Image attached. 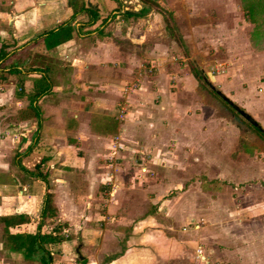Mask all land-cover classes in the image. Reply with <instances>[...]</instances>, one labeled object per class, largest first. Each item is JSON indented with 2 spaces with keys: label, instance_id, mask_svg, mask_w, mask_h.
<instances>
[{
  "label": "crops",
  "instance_id": "1",
  "mask_svg": "<svg viewBox=\"0 0 264 264\" xmlns=\"http://www.w3.org/2000/svg\"><path fill=\"white\" fill-rule=\"evenodd\" d=\"M77 3L0 0V52L6 53L0 56V264H23L20 252L3 249V215L25 213L33 220L46 192L58 220L80 230L81 250L88 251L80 263L177 264L170 255L184 246L182 239L138 234L126 225L128 214L105 235L109 223H88L84 214L98 212L101 191L120 174L108 166H126L116 158L128 155L139 166L151 153L148 160L154 157L164 172L186 164L188 154L196 180L211 174L219 183L236 176L254 181L258 173L263 178L264 21L259 28L258 0ZM155 8L168 12L170 21ZM68 22L71 38L47 48L45 35ZM147 61L157 73L150 80L134 77ZM134 79L136 90L124 93ZM120 101L129 104L123 121ZM117 133L123 146L112 150ZM147 179L146 189L158 196L165 181L159 177L150 185ZM179 179L175 174L171 182ZM189 206L197 215L198 208L191 202L184 208ZM146 215L152 218L147 212L138 222L149 221ZM104 244L119 249L102 251L98 259ZM70 258L63 254L54 264H76Z\"/></svg>",
  "mask_w": 264,
  "mask_h": 264
},
{
  "label": "rangeland",
  "instance_id": "2",
  "mask_svg": "<svg viewBox=\"0 0 264 264\" xmlns=\"http://www.w3.org/2000/svg\"><path fill=\"white\" fill-rule=\"evenodd\" d=\"M74 2L75 8H78L79 4L77 2L80 3V0H74ZM155 10L162 14L164 19L166 16L168 20L170 19L168 12L165 13L161 8H155ZM176 59L181 61L183 57L176 56ZM153 65H156V63H153ZM157 68L156 66L151 67L149 61H147L140 66V71H137L134 77L141 79L144 75L150 80L157 73ZM214 71H216V68H214ZM138 82L136 79L133 82H129L130 84H127L129 88L127 89L132 87L131 91L136 90ZM124 88L126 86H123L122 91L128 93ZM120 109L124 113L120 115L118 111L117 117L118 120L123 121L129 111L128 102L120 101L118 110ZM261 131L264 132V130ZM261 139H264V135L261 137L258 132V143L260 144L262 143ZM122 142L120 135L118 133L115 134L110 143L112 150H116L119 144V147H122ZM150 155L151 153L145 154L146 160L139 166L135 165L134 160L129 158V155L125 160L120 159V157L116 158L120 163L121 161H128L126 166L113 164L116 161H113L112 165L108 166L111 174H120H118L117 178H113L112 187L101 191L102 201L96 206L98 212L90 211V213L84 214L85 221L91 223L96 220L109 223L110 225L108 224L104 227L106 235L112 232L109 227H114V220L120 219L119 221H121V216L128 214L129 216L125 217L126 225L135 226V231H138V234L144 230L148 234L151 233V239L158 238L162 240L167 238L168 241H179L182 239L185 247L179 245L178 247L181 248H177L176 253H171L170 255L174 256L173 260L176 257L179 259L177 264H264V176L260 178L258 173V178L254 181H241L242 179L236 176V178L232 177L230 182L219 183L212 179L210 180L213 177L211 174L208 177L209 180L200 177L198 181L195 179L196 174L194 173V166L190 162V155L187 154L185 156L184 161L186 164L183 166L169 165L166 166L164 172L159 171L153 165L154 157L152 161L148 160L149 158L147 157H150ZM200 155L199 159H202ZM199 161V163L203 162V160ZM262 161L264 160L262 159ZM260 167L264 170V165ZM178 170L180 171L176 172ZM198 171L202 172L201 167H199ZM204 171L206 172V169ZM175 174L180 177L179 182H171ZM144 175L152 178L150 185L154 184V180L159 177L165 181H162L164 182V187L158 196L154 197L155 192L151 191L154 190L153 188L146 189L149 179ZM143 191L149 196H146V199L144 194H142ZM190 202L195 208H198L197 215L191 212L192 208L190 206L187 209L184 208ZM168 209L170 210L166 213ZM180 209L187 210V212H177ZM173 211L177 215L173 214ZM147 212L152 214V218L146 215L149 221L138 222V217ZM38 217L39 215L33 218L32 226L30 227L31 224L27 225V229H34V224L39 221ZM57 219L58 216L56 215ZM69 221L73 223L72 220ZM50 225L53 227L55 223ZM51 226L49 228L44 225L42 228L46 231L51 229ZM1 233H3L2 226L0 229ZM62 234L65 237L62 242L52 243L47 246L52 254L51 264H54L55 258L61 261L60 257L63 254H66L69 258L73 257L68 260L72 261L69 263L76 262V264H79L82 253L88 252L81 250L83 243H81L80 230L67 225L62 229ZM109 242V239L104 240V243ZM108 245H101L102 247L97 251L96 258H100L102 251L119 249L118 246L108 247ZM133 245L134 241L129 245V248ZM135 247L138 246L135 245ZM58 254H60L59 257L57 256ZM75 254L77 257H74ZM21 259L23 264H35L27 261L24 257H21ZM169 259L171 258L169 257ZM82 263L84 264V262Z\"/></svg>",
  "mask_w": 264,
  "mask_h": 264
},
{
  "label": "trees",
  "instance_id": "3",
  "mask_svg": "<svg viewBox=\"0 0 264 264\" xmlns=\"http://www.w3.org/2000/svg\"><path fill=\"white\" fill-rule=\"evenodd\" d=\"M262 3L263 0H258L259 28L261 27V22L264 21V15L262 13V11H264V6ZM139 14L140 13H138V15ZM135 15L137 16V14ZM73 29L74 26L72 23L68 22L59 26L58 29L48 32L44 39L46 47L51 48L70 39ZM4 54L6 53L0 52V56ZM46 87H48V85L40 87L38 94L40 92H45L47 89ZM2 220L5 224L2 241L4 250L8 252H20L23 257L31 263L51 264L52 254L47 246L52 243H59L65 239L62 234V229L67 225L64 221L56 220V207L53 204L51 192H46L39 215V221L34 224L33 230L27 229V224L33 220L25 213L6 214L3 215ZM49 223H55V225L52 227ZM44 225H47L49 228L51 226V229L46 231L43 230L42 227Z\"/></svg>",
  "mask_w": 264,
  "mask_h": 264
},
{
  "label": "built area",
  "instance_id": "4",
  "mask_svg": "<svg viewBox=\"0 0 264 264\" xmlns=\"http://www.w3.org/2000/svg\"><path fill=\"white\" fill-rule=\"evenodd\" d=\"M124 86H126V88H124V90H126V91H131L132 90V87L130 88V89H127V88H129L127 85H124ZM119 112H120V115H122L123 113H124V111L122 110V109H120L119 110ZM120 145H118L117 147H119ZM112 149V148H111Z\"/></svg>",
  "mask_w": 264,
  "mask_h": 264
}]
</instances>
